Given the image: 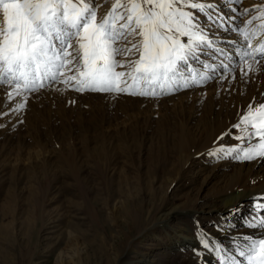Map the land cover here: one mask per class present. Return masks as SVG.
<instances>
[{
    "label": "rangeland",
    "instance_id": "1",
    "mask_svg": "<svg viewBox=\"0 0 264 264\" xmlns=\"http://www.w3.org/2000/svg\"><path fill=\"white\" fill-rule=\"evenodd\" d=\"M84 1L86 2V0ZM222 1L225 2L226 0ZM242 1L244 2V0H240L238 5H243ZM256 1L252 0L251 2L255 4ZM93 2V4L101 2L102 11L108 13L115 5L108 3L109 0H93ZM73 3L78 4L79 0H73ZM227 3L226 5H228ZM123 6L124 8H118L117 10L123 12L128 6V2L124 3ZM222 8L224 7L219 9ZM230 9L232 7H228L226 14H230L228 12ZM252 9H256V13L254 12L252 17L263 14L262 12L259 13L262 10L261 7L252 5L249 12H252ZM214 11L222 15V11ZM199 15L201 23L204 24L207 12ZM249 18H251V15H248L245 19ZM110 21V24H115V30L117 31L119 30V25L124 23V21L120 20L110 19ZM208 23L212 24V22ZM225 28L227 26L221 27L220 22H216L212 24V31L208 35L215 40L216 36L229 33L226 32ZM222 29L223 33H219ZM138 31L139 29H137ZM134 35L136 38L140 37L137 34ZM118 40L120 43L115 44V47L120 46V53L116 54V60L120 59L126 47L121 42L125 43V38L121 40L119 37ZM74 41L76 40L73 39L72 43ZM71 50L72 48L69 49V51ZM205 55L206 53L204 52L196 61L204 60L206 58ZM127 56L128 54L122 60H126ZM101 58L97 57L98 60ZM138 59L139 55L134 56L130 61V64H134V68L136 67L135 61ZM121 64L125 66L124 62ZM67 66L63 70V75L59 82L38 88L34 92L24 91L22 85L18 89L21 92H18L14 84H0V113H3L5 109H7L5 112H11L19 104H25V107L19 113L11 112V115L0 116V237H2L0 238V252L2 253L0 264H60L61 251L66 250L68 247L72 250L70 255H73L75 259L79 257L83 264H138L140 259H146V257L156 264H175L181 251L166 249L159 244L157 236H159L162 229L160 224H156L154 226L155 229H152L153 233H156L154 235L157 236L152 235V232L150 234L149 228L156 221H161L163 214L175 211V207L181 209L174 213L175 219L172 223L175 226L188 225L196 231L212 225L214 214L217 212L213 206L220 199L211 190L213 185L201 187L196 178L198 176V178L203 179L209 173L216 171L217 168L214 165L221 161L220 157H223L222 154L217 158L210 157L207 154L208 152H202L198 155L196 162L184 163L179 159V151L172 150L171 146L174 141H170V138L167 141L158 138L156 130L152 131L149 128L148 132L151 133L148 136L150 137L139 138L136 141H130V135L126 136L125 140L113 141L114 137L106 138L104 136L103 131H107V128L103 124L100 126V124L101 120L108 119L107 116H110V119L113 118L114 122H120L121 124L124 122L137 124V120L134 119L140 118L139 125L146 126L141 120L149 117L152 118V122L168 118L171 123L173 120L171 118L176 116L180 109L177 104L178 102L181 103L183 98L189 104L191 111L189 110L188 114H190L192 110L211 98L213 90L206 88V85H208L206 82L196 86H190L191 84L189 85L187 82L189 86L170 90V92L164 93L157 99H151L150 102H143L135 107L124 102L121 103L123 97L116 92H110L112 97L92 98L88 96V93L105 92H92L91 90L79 92L70 85L68 89L76 93L67 92L66 83L64 82V78L68 77L70 73L66 72ZM130 67L133 68L132 65ZM118 69L119 67L115 71L119 72ZM131 73L132 75H137L134 71H131ZM122 78L127 83H131L133 92L144 91L146 83L142 79L133 81L128 75ZM184 78L190 80L192 78L191 73L187 76L181 73L179 80L177 79L176 81L182 84L185 81ZM118 80L121 79L119 78ZM209 81L212 82V79H209ZM224 81L226 82V79L222 82L220 80L218 91H222L225 87ZM177 82L174 83L177 85ZM124 86L122 84L121 87ZM12 90L19 93L17 97L20 99L15 100V98L10 102L8 93H11L12 96ZM209 92H211V95H209ZM204 93L205 95H203ZM183 95L184 97H182ZM134 96L142 97L141 95ZM143 97L146 99L145 96ZM146 105L148 108H146ZM50 112H52L51 115L54 118L63 112L67 120L72 117L68 121L70 128H67L68 126L60 128L56 124V130L50 128L44 134H36V125L38 123L40 125L43 124L46 120L43 118H47ZM59 112L61 113L59 114ZM37 114H41L43 118L40 119L38 117L39 119H37ZM91 114L102 117L98 119L100 121L99 126H81L79 119H85L90 123ZM74 119L77 120L74 121ZM47 123L51 124L52 122L47 121ZM122 129L125 130V128ZM128 130L126 128L125 131ZM37 141H43L51 154L48 153L44 156L46 153L43 154L42 152L41 155H36V151L41 150V145ZM81 141H96L91 146L98 147L102 152L107 150L104 143L108 141L109 156L112 157L111 160L113 161L110 163V158H108L109 163L105 167L103 165L105 161H98L94 158V152L92 151L88 155L90 159L84 156V158L86 157V166L85 164L82 165L84 167L81 166L80 175L73 173V175L70 174L67 176L68 178L64 179L58 174L53 175L50 173L36 177L34 175L32 177L26 175V167L31 163H36L37 161V163H41L40 161L49 157L50 161L59 164L61 163L59 155L63 158L68 151L71 156H74L72 151H75V153H77L76 150L80 151L82 147L79 146H83ZM251 146V144L243 142L234 145V147L242 149ZM70 148H72V151ZM152 153L156 154L155 158L159 157L162 161L157 162V165L153 166L154 168L151 167L152 163L149 158ZM243 154V151H241L240 155ZM249 155L255 159L257 158V151L254 150ZM111 164L115 165L112 167ZM14 167L18 169L15 176L16 180H12ZM150 168H152V172ZM197 172L199 175H197ZM150 173H154V175L151 177L149 186V183H146V177ZM83 175H86L87 178H84ZM125 176H128L132 185L136 186V188L132 189L134 193L129 198L124 193L121 194L117 191L116 181L118 183L121 182ZM171 178L173 179V184H170ZM209 179L212 180L211 176ZM18 180L21 181L18 182ZM67 180L72 184L64 186V188L62 182ZM6 192L16 194L15 198L18 201V206L25 201L29 203L30 200L33 201L34 199L31 209L22 211L20 208L21 210L19 211L22 212H18L14 217L11 218L7 215L4 217L5 215L1 212V208L5 202H9V199L5 197L7 195ZM4 197L5 200L3 199ZM26 207L27 205H25ZM26 221H29L34 226L30 237L25 236L23 238L17 232H15L16 237H6L5 239L1 236L2 232L4 233V226L19 227L21 230L27 227ZM70 231H73L79 242L69 240L70 236L68 234Z\"/></svg>",
    "mask_w": 264,
    "mask_h": 264
},
{
    "label": "bare ground",
    "instance_id": "2",
    "mask_svg": "<svg viewBox=\"0 0 264 264\" xmlns=\"http://www.w3.org/2000/svg\"><path fill=\"white\" fill-rule=\"evenodd\" d=\"M251 1L252 0H244V2L242 1L243 5H238L239 3L237 4L236 2H234V0H226L225 2L223 1L221 2V0L198 1L205 4L208 3L215 4L216 8L214 10L222 11V16L225 17V20L223 21L224 25L227 26V28L232 29L226 31L227 33L229 32L228 34H222L221 36L218 35L216 36L215 40L212 39L214 41L212 48H206L204 50V52L206 53L205 57L207 59L203 58L204 60H199V61L194 60L195 62H193V69L191 71L192 78L190 80L184 78V80L185 79L188 80L187 82L189 85L191 84L190 86L203 84L202 81L208 84L206 85V88L212 89L213 94L211 95V92H209L211 98L207 94V96L210 98L207 102L202 103L201 101H199L202 104H200L199 107L195 109L193 108L194 110H192V112L188 114L190 107L189 104H187V102L183 98L181 100V103L178 102L177 104V106L180 109L177 115L171 118L173 119L171 123L168 118L159 119L158 121L156 120L152 122L151 117L149 118L146 117L148 119L141 120L143 121V123L146 124V126L139 125L140 118L134 119L137 120V124L135 123L133 124V122L132 123L124 122L125 124L124 123L121 124L120 122L119 123L114 122L113 118L110 119L111 117L107 116L108 119L101 120L102 122L100 124V126L103 124L107 128V131L105 132L103 131L104 136L106 138L114 137L113 141H119V140H123L126 136L130 135L131 137L130 141H136L139 138L150 137L148 136V134L151 133L148 132L149 131L148 129L150 128V130L152 129V131L156 130L158 138L165 139L166 141L168 138H170V141H174L173 145L171 146L172 150L175 149L179 151V159L181 161H183L184 163L186 162L194 163L197 161L198 155L200 153L208 152L209 149H213L214 147L218 146V144L214 142H217L218 137L223 135L225 132L231 131L233 134H236L237 130L233 128L232 125L239 121L241 115L245 114V110L247 109L248 104L252 103L253 107H255L257 103L264 102V58L257 57L256 59H253L252 57H249L247 59V62L238 63V61H241L242 54L246 50L245 41L243 39V35L245 33L249 35V39L251 40L253 49L259 46H264V0H257L255 4H252L254 1L253 2ZM87 2H89V0H86V3ZM90 2H91V6L96 11L97 22L98 23L102 22L105 16H107L108 12L102 11L101 2H97L96 4H93L94 3L93 0H90ZM127 2L129 5L130 0H119V3L121 5H124V3ZM229 2H234V3H229ZM108 3L117 4V0H109ZM226 3L228 5H226ZM252 5H255L256 7L259 8L261 7L262 10L259 11V13L262 12L263 14L261 16L259 15L256 17V15H254V17H252L253 13L256 10V9H252V12H249L250 14H248L251 15V18L245 19L248 15H242V14L240 15V13H242L243 9L250 10V7ZM220 7H224V8L219 9ZM228 7H232V9L233 8L237 9L235 13L238 14H235L232 11V9H230L228 11L230 14L227 13L228 14L227 15L226 12ZM118 13L120 12L117 10L116 13H113V18L110 19L116 20L115 17L118 15ZM233 16H235L234 20L227 19V17H233ZM0 18H2V9H0ZM249 20L252 21L251 24L248 23ZM0 24H2V19H0ZM223 29L219 33H223ZM237 29H241L242 31L238 33ZM117 33H119V30L117 31ZM120 38L121 40H124V38L126 39L125 43L121 41L122 45L126 47L123 50L125 52L124 53L121 52L123 54L121 55L120 59H118L117 61L120 63L124 62L125 66L119 67L118 70L119 72L121 71L125 73H131V71L133 72L134 64L132 63L130 64V61L134 58V56H138L140 54L138 51H136V49H133L131 52H128V49L132 48L134 44H140L142 37L140 36L139 38H136L134 34L129 35L126 32ZM118 43H120L119 40L116 43V45ZM77 47H78L77 41H74L72 43V50L70 51L73 52V55L76 54V52L73 50L77 49ZM116 48L119 49L120 46L118 45V47ZM249 51H252V49H249ZM127 54H128L127 59L122 60L123 58L125 59V56ZM253 56H256L255 52H253ZM70 58L71 57H69L68 59ZM204 63L212 65V67L215 68V71H212V68L205 69L203 67ZM221 63L231 65V69H235V71L233 72L231 69L229 70V78L226 79V82L224 81L225 87L223 86L224 88L222 89V91H218L217 88L219 87L220 85L219 83L221 80L220 67H219ZM130 65H132L133 68L130 67ZM69 68H73V71H68ZM241 69L247 72V75L243 79L240 78ZM125 70L126 71L128 70V72H126ZM66 72H70L69 76L75 75V68L73 67V65H68ZM232 75H235L237 78L235 80L231 79ZM205 76L208 78L206 81H205L206 78ZM120 79L122 80L123 78ZM209 79L210 80L212 79V82L209 81ZM174 82L177 81L173 80L164 85V93H168L170 92V90H173L174 88L179 89V87H176V83ZM127 84L128 86H130L129 91L126 93L125 92L120 93V95H122L121 97H123L121 103L124 102L132 106L134 105L136 107V105L140 103L143 102L148 103V101L150 102L151 99L154 100L157 99V97H161L162 95H164L161 94L155 97L145 96L146 99L143 96L135 97L134 95L127 94L133 92L131 83H127ZM177 84H179V82H177ZM65 85L67 92L73 94L76 93L68 89L69 85L75 87V81H71L69 83H66ZM153 89L160 91L161 85L159 83L155 85L146 84L144 87V90L147 91H151ZM199 89L198 91L200 92ZM16 91L21 92V90L18 89ZM16 91H13L12 96L9 99L10 102H12V99L15 98H16L15 100L20 99L19 97H17L18 93ZM203 95H205V93ZM88 96L92 98L94 97L106 98L108 96L112 97L110 92L88 93ZM182 97H184V95ZM146 108H148L147 105ZM6 110L7 109H5L4 112ZM60 113L61 112H59V114ZM51 114L52 112H50L47 115L48 116L47 118H43L41 114H37V119L39 118L46 119L48 122H52L54 125L52 123L48 124L46 120L44 121L42 119L44 121L43 124L40 125V123H38L39 125L38 124L36 125L37 126L35 128L36 134H44L50 128H53L52 130H56L55 129L56 124L60 126V128H66L68 126V121L72 119V117H69V120H67L64 112L61 113L60 115L58 114L59 116L56 118H54V116H52ZM3 116L4 115H2V117ZM100 118L102 117L96 114H91L89 118L90 123H88L85 119H79V122L81 126L86 125L90 127V125H92V127H94L96 125L99 126L100 121L98 119ZM75 120L77 119H74V121ZM134 120L132 119V121ZM39 121L41 122V120ZM67 128L70 127L68 126ZM122 128H125V130L126 128H128L129 130L125 131ZM253 141H254L253 144L258 143L257 140H253ZM37 142L39 143V145H41V150L38 152L36 151V155H41V153L43 152V154L46 153L44 154L45 156L48 153H50V151L47 149L48 147L44 145L43 141H37ZM93 142L96 141H81L83 146H79L82 148H80V151L76 150L77 153H75V151L73 152L72 148H70L74 156H71V153L69 151L66 154V156L63 158H61V155H59L60 157L59 161L61 162L59 164L50 161L49 157L44 158V160L40 161L41 163H37L38 161L36 163H31L28 165V167H26V171H27L26 175L28 177H32L33 175L34 177H36L38 175H42V174L46 175L47 173H50L53 175L58 174L59 176L63 177V179L70 174L73 175V173H77L80 175L81 166L83 164H85L86 166V157L84 158V156H87V158H89L88 155L92 151L94 152L93 154L94 158H96L98 161H105L103 165H105L106 167L109 161L110 163L113 161L111 160L112 157L109 156L108 141L107 142L102 141L105 142L104 145L107 148L105 152H102L96 146H91ZM240 142L241 141L234 139L232 136H224L223 140L218 141L219 144H224L227 146H234L236 144L238 145L240 144ZM159 149H163V148H159ZM255 151H257L258 153L260 149H256ZM155 156H156L155 153H152V156L151 155L149 156L150 161L152 163L151 167L153 166L155 167L157 165V162L161 161L159 157L155 158ZM52 158L50 159L52 160ZM108 158H110L109 161ZM220 160H221L220 162L214 165V167L217 168L216 171L209 173L203 179H201L200 177L198 178V176L196 178L197 182L201 184V187L205 185H213V188L211 190L214 191V193L218 195L220 199V201L213 206V208H215L217 212L214 214L213 217L214 222L212 223V225H208L202 229H197L196 231L194 228L188 225L175 226L172 223L175 219L174 213L181 210L175 207V211H169L168 213L163 214L161 221H156L153 224V226L149 228L150 231L149 233L151 234L152 232V235H154L156 233H153L154 231H152V229L156 224H160L162 229L161 232L159 233V236L154 235L157 236L159 244L162 247H165L166 249H171V250L174 249V251L177 252L181 251L179 259L175 262V264H218L217 251L215 250L209 251L207 249H204L201 243V240L205 237L212 242L211 246L222 247L223 249L227 250V254L229 256L236 253L237 258L242 261V264H248L245 258L238 257L236 238L241 237L243 235H251L254 238L264 236V229H251L246 226L248 219L255 214L254 197L259 196L260 194H264V157H260L257 155V158L255 159L238 160V159H233L231 157L223 156L220 157ZM114 165H112V167ZM13 170H14V176L12 177V180H16L17 178H15V176L17 175L18 169L14 167ZM150 170L152 172V168H150ZM152 175H154V173L153 174L150 173L146 177V183L148 182L149 186L151 183V177H153ZM197 175H199L198 172ZM83 176L84 178H87L86 175ZM210 176L212 180L209 179ZM20 181L21 180H18V182ZM62 183H63L62 184L63 187L72 184V183L70 184V181L68 180L63 181ZM170 184H173V179L171 180ZM116 185H117V191L121 194L124 193V195H127L128 198L131 197V195L134 193L132 189L136 188V186L132 185L131 181L128 179V176L122 178L121 182L119 183L116 181ZM128 190L129 192H127ZM6 193L7 195L5 197L9 199V202H5L4 206L1 208V212L3 213V215H5L4 217H6L7 215L12 218L16 214H18V212H20L19 210L21 209L22 211L23 210L28 211L29 209H31L30 207L34 199L33 201L30 200L29 203L25 201L21 203L20 206H18V201L15 198L16 194H14L13 192L12 193L6 192ZM5 197L3 198L4 200ZM25 205H27L26 208ZM237 208L240 209L238 213L234 211ZM230 210L232 211L230 212ZM26 223H27V227L21 230L19 227L11 228L9 226H4L3 227L5 228L4 233L2 232L1 236H3L5 239L6 237L12 238L13 236H15V232H17L21 235V237L23 236V238H25V236L30 237V235H32V229L34 228V226H32V224H30L29 221H26ZM218 225H223L225 231L218 230L217 227ZM68 236H70L69 240L79 242L78 238L73 233V231H70ZM7 241H9V239H7ZM71 251L72 250L69 247L64 251H61V257L59 260L60 264H83L79 257L78 259L77 258L75 259L73 258V255H70ZM197 253H199V255ZM1 255L2 253L0 252V256ZM3 260L5 261V259ZM256 260L258 261L259 257H257ZM152 263L156 264L154 261H150L147 257L146 259H142V260L140 259V261L138 262V264H152Z\"/></svg>",
    "mask_w": 264,
    "mask_h": 264
},
{
    "label": "snow or ice",
    "instance_id": "3",
    "mask_svg": "<svg viewBox=\"0 0 264 264\" xmlns=\"http://www.w3.org/2000/svg\"><path fill=\"white\" fill-rule=\"evenodd\" d=\"M235 2L238 4L240 0ZM118 8H124L119 0L104 20L98 23L90 0L87 3L79 0L78 4L73 3V0H0V84H14L17 89L22 85L24 91L34 92L38 88L59 82L65 67L73 65L75 75L65 77L64 82L75 81L76 91L128 92L130 86L127 81L118 80L128 75L133 81L142 79L148 85H161L160 91L153 89L129 94L159 96L164 94L165 84L179 79L181 73L190 74L193 69L192 61L199 59L206 48H212L214 41L208 35L212 31V24L220 22L221 27H225V17L214 11L216 5L213 3L205 4L198 0H130L124 11L115 17L116 20L124 21L119 25L117 33L115 24H110V18H113V13ZM232 11L235 13L237 9L233 8ZM249 11L243 9L241 14L247 15ZM206 12L205 23L202 24L199 14ZM227 19L234 20L235 16ZM248 23L251 24L252 21L249 20ZM241 31L237 29L238 33ZM126 32L142 37L140 44H134L128 49V52L136 49L140 54L133 69L136 76L115 71L117 67H123L115 59L119 52L115 44ZM73 39L78 45L73 50L75 55L69 51ZM243 39L246 50L238 63L247 62L249 57L264 58V46L253 49L247 33L243 35ZM253 52L256 56H253ZM69 57L72 58L68 59ZM97 57L102 58L98 60ZM203 67L215 71L207 63ZM219 67L222 82L229 78L231 65L221 63ZM68 71H73V68ZM246 75L247 72L241 69L240 78L243 79ZM236 78L235 75L231 76L233 80ZM207 79L206 77L205 81ZM185 86H188L186 79L184 83L176 85ZM9 97L11 98V93ZM24 107L25 104H19L11 112L19 113ZM11 112L0 115H11ZM232 127L237 133L228 131L218 137L217 142H214L218 146L208 150L210 157L219 158L222 154L233 159L250 160L254 157L249 153L256 149H260L257 155L264 157V102L257 103L255 107L249 103L245 114ZM224 136H232L252 146L242 149L219 144L218 141L223 140ZM253 140L258 143L252 144ZM241 151L243 156L240 155ZM254 209L255 214L248 219L246 226L264 229V194L254 197ZM239 210L237 208L234 211L238 213ZM217 227L218 230L225 231L223 225ZM236 239L238 257L245 258L248 264H264V236L254 238L243 235ZM201 243L204 249L217 251L218 264H242L236 253L229 256L222 247L211 246L212 242L206 237Z\"/></svg>",
    "mask_w": 264,
    "mask_h": 264
}]
</instances>
